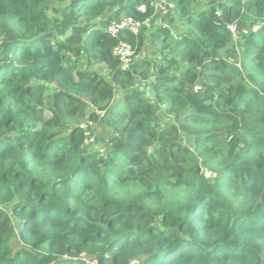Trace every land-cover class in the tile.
I'll use <instances>...</instances> for the list:
<instances>
[{"label": "trees", "instance_id": "16d2710c", "mask_svg": "<svg viewBox=\"0 0 264 264\" xmlns=\"http://www.w3.org/2000/svg\"><path fill=\"white\" fill-rule=\"evenodd\" d=\"M152 1L0 0V264H264V0H160L159 62L135 59L150 23L108 32ZM97 112L117 133L84 153Z\"/></svg>", "mask_w": 264, "mask_h": 264}, {"label": "rangeland", "instance_id": "374dc122", "mask_svg": "<svg viewBox=\"0 0 264 264\" xmlns=\"http://www.w3.org/2000/svg\"><path fill=\"white\" fill-rule=\"evenodd\" d=\"M208 0H201V4L205 5ZM151 5H154V11L152 13L150 21L149 28L145 31V40L144 44L142 46V49L137 55H135V59L138 58H147L154 62L161 59V56L159 54L162 43L158 39V28H160L163 25H169V18L173 14V4L167 3L164 1L156 0L151 2ZM112 12V11H111ZM119 17V16H116ZM115 17V18H116ZM232 30L234 31L235 35H239V31L237 30L236 26H231ZM182 31L181 24H176L173 27V32L175 35H178L177 32ZM248 31V29H245V33ZM239 41L237 42V46H239ZM68 59L72 63H76L81 68L86 69H94L99 70L102 75H104L106 78L111 79V74L109 68L104 65L102 62L95 61L93 57H90L89 55L85 54L84 52L80 54H69ZM93 62V63H92ZM150 81L143 80L141 76H138V78L135 81L134 86L137 89L140 90H147V96L152 97L153 92L149 85ZM199 90V89H198ZM201 90V89H200ZM199 90V91H200ZM118 91L116 95V100L121 98V93ZM164 106H160L157 108V120L161 123H164L166 121H170L172 117L166 116L164 112ZM93 111V110H91ZM98 117L97 119H91L90 116H87L84 119V127L87 131V140L86 143L83 145L82 151L84 153L87 152H93V151H104L106 146L109 144L110 140L116 135L115 129L110 125L109 123V117L105 112H97ZM207 175L210 176L211 172L208 171ZM123 193L128 194L131 192V194H141L143 193V189L141 188H134L132 190L129 189H122ZM188 193L184 191H178V190H171L168 189L164 193V200H167L169 202H181L184 201L187 198ZM23 246L19 240L15 241V247H21ZM86 260H93L89 256L85 255Z\"/></svg>", "mask_w": 264, "mask_h": 264}, {"label": "built area", "instance_id": "2783aa9c", "mask_svg": "<svg viewBox=\"0 0 264 264\" xmlns=\"http://www.w3.org/2000/svg\"><path fill=\"white\" fill-rule=\"evenodd\" d=\"M146 5L139 6V10L146 11ZM150 21H140L129 16H122L120 18L114 19L109 27L108 32L117 36L121 30L129 31L133 34H138L143 27V25H149ZM115 54L120 58L123 69H128L133 61V56L135 54V49L133 46L127 42L120 43L115 48Z\"/></svg>", "mask_w": 264, "mask_h": 264}]
</instances>
